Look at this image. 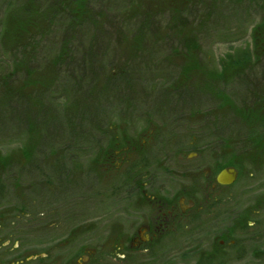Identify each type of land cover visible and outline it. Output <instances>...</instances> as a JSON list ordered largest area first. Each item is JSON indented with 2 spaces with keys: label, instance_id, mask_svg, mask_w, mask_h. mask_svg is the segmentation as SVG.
<instances>
[{
  "label": "rangeland",
  "instance_id": "374dc122",
  "mask_svg": "<svg viewBox=\"0 0 264 264\" xmlns=\"http://www.w3.org/2000/svg\"><path fill=\"white\" fill-rule=\"evenodd\" d=\"M23 1L0 0V154L16 163L0 169L24 170V158L29 153L85 155L93 131L95 142L102 146L106 144V136L101 131H109L108 147L117 148L119 145L115 144L125 137H135L139 122H146L147 113L161 106L165 97L163 88L165 91L172 82L175 88L180 87L177 82L187 73L191 91L188 93L186 86L181 95L175 93L169 98L166 93L165 108L175 112V118L170 114L165 119L183 122L178 117L182 107L185 111L190 109L194 120L184 121L190 127L189 137L198 134L194 124L200 118L205 130L199 138L207 142L219 139L222 165H235L238 177L223 188L216 209H195L185 225L175 228L174 235L158 240L141 253L130 247L135 241L126 242L125 251L120 248L118 235L125 203L119 200L116 190L119 174L114 172L110 176L111 185L104 195L92 194L81 178V188L75 191L73 203L69 200L62 205L37 204L23 213L9 208L4 213L5 223L0 226V264H264V44L261 45L264 11L260 7L264 0H91L90 10L98 12L94 17L96 25L105 26L108 40L102 51L96 50L101 56L99 64L91 66L89 73L93 69L96 76H102L107 94L97 90L100 77L91 81L86 74L72 72L73 79L67 75L70 62L75 63L78 58L84 62L83 52L90 46L88 40L93 32L89 24L75 32L66 27L72 18L66 24L58 17L54 24L53 19L40 20L44 26L48 25L46 32L54 28L38 43L41 33L33 29L36 20L30 19L31 26L27 27L30 28L22 31L21 46L16 44L20 42L18 38V41L12 38V32L23 25L14 21L4 38L8 9L22 7ZM36 6L43 11L60 9L58 0L37 1ZM138 14L141 17L136 20ZM140 24L145 32L154 34L152 43L148 47L142 45L135 53L131 49L136 44L135 36L123 31ZM170 28H177L180 33ZM63 37L69 40L68 45L62 42ZM28 43L32 47L27 48ZM112 43L117 44L108 55L107 47ZM3 44L15 49V54L12 53L15 58H9ZM64 48L68 52L59 58ZM195 48L196 58L189 60L192 65L189 66L187 58ZM30 51L22 71L23 58ZM129 53L136 58H128ZM227 59L236 60L237 69H232L234 74L222 81L220 74ZM194 65L199 68L198 73L192 70ZM157 76L161 77L159 81ZM39 79H42L40 86H33L32 81ZM123 84L125 93L118 90ZM192 85H196L194 92ZM16 91H28L29 98L39 107L27 121L22 119L24 106L19 99L14 97L9 102L6 99L8 92ZM68 92L70 101L64 98ZM143 93L145 106L140 100ZM42 102L44 106L40 107ZM10 109L17 113L15 117ZM106 120L113 122L109 129L104 124ZM70 125L71 129L67 127ZM202 173L164 174L158 181L177 192L203 185ZM64 195L70 199L71 193ZM204 197L203 191H196L197 199L203 201ZM126 201L129 207L136 203L135 199ZM8 207L2 202L0 213ZM72 217L77 224L73 230L79 237L75 250L69 252L67 232Z\"/></svg>",
  "mask_w": 264,
  "mask_h": 264
},
{
  "label": "flooded vegetation",
  "instance_id": "af4514ba",
  "mask_svg": "<svg viewBox=\"0 0 264 264\" xmlns=\"http://www.w3.org/2000/svg\"><path fill=\"white\" fill-rule=\"evenodd\" d=\"M189 66H191L190 63ZM193 71L198 73L199 68L194 65ZM94 73L92 69L88 79L94 81L95 77H100L97 90L107 94L104 79ZM160 79L161 77L157 76L156 80L159 81ZM101 82L103 85H100ZM189 83L190 75L185 73L177 82L180 87L175 88V82H172L167 85L165 91L163 88L165 97H162V102L160 101L161 106H157V111L147 113V123L139 122L140 127L137 129L135 137H125L121 143L115 144L119 145L115 146L117 147L115 149L108 147L111 140V138L110 140L107 138L109 131H101L104 137L106 136V144L104 143L103 146L95 142L96 133L93 131V138L88 145L89 152L85 155L61 154L59 152L49 155L29 153L24 158V170L0 169V204L3 202L9 206L5 212L0 213L2 215L0 226L5 223L4 213L10 209L15 213L17 211L23 213V210L34 209L37 204L54 206L65 204L69 200L71 203L75 202L74 193L81 188V178L83 182L87 183V189L92 194L104 195L109 191L111 184L108 183V179L114 172L119 174L116 185L119 200L123 199L125 203L122 212L124 220L121 225V233L118 235L120 248L124 251L127 249L125 243H133V241H135V245L132 244L130 247L135 248V253L149 250L158 240L167 239L174 235L175 228L185 225V222L195 214V209L200 210L204 207L209 211L216 209L223 188L232 184L219 183L217 175L226 167L234 166L236 169L237 167L233 164L222 165L219 139L207 142L205 139L199 138L205 130L200 118L195 119L194 124L198 129V134L194 138L189 137L190 127L184 121L194 120L191 118L190 109L187 108L185 111V107H182V113L178 117L182 121L184 119L183 122L172 123L165 119L171 117L170 114L175 118V112L170 111V108H165L166 98L174 97L175 93L181 95L186 86L189 93ZM192 86L194 92L196 85ZM141 91L143 92V90ZM144 97L145 94L143 93L140 97L142 106L146 105ZM143 113H146L144 109ZM181 115H183L182 118ZM194 117H197L196 114ZM157 119H160V122L156 123ZM112 123L111 120L104 121L108 129ZM105 125L104 129L106 128ZM92 129L95 130L94 126ZM76 141L77 139H74L73 142L76 143ZM8 158L0 159V168H4L5 165H16L14 159ZM186 171L193 172V174L203 172L204 184L182 188V191L175 192L168 190V185L158 181L160 175L173 176L176 172L183 174ZM198 190L205 193L203 201L196 198V191ZM69 192L71 193L70 199L65 195L63 196L64 193ZM127 198L135 199L134 207L127 206ZM70 220L67 237H70L68 240L71 243L69 252H72L76 248L79 235L73 230V227L77 225L74 223L75 219L72 217ZM91 235L93 233L84 237L88 238ZM83 254L85 255V253ZM43 256H48V253H43ZM70 264L78 263L72 262Z\"/></svg>",
  "mask_w": 264,
  "mask_h": 264
},
{
  "label": "trees",
  "instance_id": "16d2710c",
  "mask_svg": "<svg viewBox=\"0 0 264 264\" xmlns=\"http://www.w3.org/2000/svg\"><path fill=\"white\" fill-rule=\"evenodd\" d=\"M37 1H41V0H24L23 2H25V5H23L22 7H20V8L14 7L12 9L11 8L8 9L7 17H6V28L4 30L5 33L3 35L4 38L8 37V34L10 33V31L12 29V23L14 21L23 25L21 29L12 32V38L16 41L19 40L20 42H16V44H20L21 46L23 45V41H21L22 40V33L27 31L30 28V27L27 28L28 26H31L30 22H29L30 19L36 20L35 21L36 24H34L33 29L36 31H39V33H41L40 38H39L40 40L38 41V43L40 41L42 42L45 39V37L49 34L50 30H52L54 28V27H51L49 32H46V27L48 25L44 26L40 22V20L48 19L50 21L51 19H53L52 23L54 24V22H56V23L58 22L56 20L58 17V19L60 20V22L62 24H66L72 18L70 23L66 27H68L70 30H72V29L75 30V32H79L81 30V26L89 24V26H91V28H93V32H92V34L88 40L90 46H88V47L86 46L85 47L86 49L83 52L84 53L83 55L85 57H83L82 59L84 62H82V60L79 61V58H78V60H76L75 63L70 62L68 64L70 69L68 70V73H67V75H69V74L72 75V79L75 76L72 72H75V73L79 74L80 76H82L84 74L89 75L90 74L89 73L90 67L93 66L94 64H99L98 60L101 57L100 54L96 50L102 51V48L105 47L103 45V43H106L108 40V38H107L108 31L106 29H104L105 26L100 27L101 25H96L97 22H96V19L94 17H95V14L98 12L96 11V9H95V11L90 10L91 6H92L91 0H58L60 9H59V11H56V12L52 11V10L43 11L42 9H37V6H36ZM45 1H47V0H45ZM260 7L262 8V11H264V3L261 4ZM9 12H11V13L9 14ZM125 13L126 12H120L121 15H124ZM140 17H141L140 14L135 16L136 20L140 19ZM38 23H40V24H38ZM41 25H43V26H41ZM259 25H258V27H259ZM258 27L256 28V31H257ZM116 28H118V27H115V29ZM129 28L130 29H128V30H131V31L125 30L123 32L124 33L126 32L127 34L128 33L133 34L135 36L136 44H133V47L131 48L132 50L134 49L135 53L137 50L140 51L142 49V47H141L142 45L144 47V46H147L149 43H152L151 38H153V36H152L154 34L153 31L150 33L145 32V29H144V27H142V24L137 25L136 27H129ZM170 30L173 31L174 33H180L177 28H170ZM19 31H20V33L16 36L15 34H17ZM42 33H44L45 35L42 36ZM14 35L16 36L15 38H14ZM16 38H18V40ZM261 41H262L261 45H263L264 41L263 40H261ZM62 42L65 43L64 45H68L69 40L66 39V37H63ZM9 43L13 44L14 42H9ZM113 43L111 44L109 49L107 47V50H108L107 54L108 55H110L111 50L113 48H115V46L117 44L116 43L113 46ZM31 44L32 43H28L27 48L32 47ZM34 46L36 47V45H33V48H35ZM3 47H4L3 50L7 52V54L9 55V58L13 59L14 55L12 53L15 54V49L12 46H11L13 48L12 50H11V47H6V45H4ZM195 47H196V45H195ZM24 48H25V46H24ZM33 48L31 50H34ZM104 49L106 50V48H104ZM195 50H196V48L192 49V51L190 52V54L187 58L188 63H189V60L193 61V58H196ZM31 52L32 51H30L29 54L26 55L25 58H23L24 63L21 64L22 71H24V68H26L25 66L27 65V59L29 58V55ZM67 52L68 51L65 48L62 49V51L60 52L59 58H63L62 56L66 55ZM22 56H24V51H23ZM135 56L136 55L134 53L128 54V58H130V59H133L132 57L136 58ZM14 58H15V56H14ZM64 59L66 60V58H64ZM227 60H228L227 63H223L225 71L223 70V73L220 74V75H223L219 79L222 81H225L229 75L230 76L233 75L234 74L233 70L237 69V66L235 67V65L237 63L236 60H230V59H227ZM29 64H30V62H29ZM127 71H130V68H128ZM93 72H95V71L93 70ZM130 72H132V71H130ZM41 81H42V79H39L38 81H32V82H35V83H33V86L39 87L41 84ZM43 83H46V81H44ZM118 90H121L120 92L125 93L126 92L125 84L121 85ZM132 91H133V89H132ZM190 91H191V89H190ZM16 92L15 93L8 92L6 99L8 100V102L14 100V97L19 99L18 101L21 102L24 106V112L22 113V119H24V121L25 120L27 121V120H29L30 115L33 114L37 110V108H39V107L37 106V104H35V102L32 98H29V95H31V94H29V93L27 94L28 91L25 93H22L19 91H16ZM207 93L208 92H206V94ZM64 98H66L69 101L71 100L69 92L64 96ZM40 104H41L40 107L44 106L43 102ZM9 112L14 113V114H12V117H15V115H17V113L13 112L11 109L9 110ZM245 116L246 115L244 114V119H245ZM248 117L251 121L253 120L249 112H248ZM248 117H246L247 120H249ZM258 121H259V119H258ZM256 123L259 125V122H256ZM67 127L71 129V125H70V127L69 126H67ZM27 153H28V150H27ZM7 157H4L2 154H0V159H6Z\"/></svg>",
  "mask_w": 264,
  "mask_h": 264
},
{
  "label": "water",
  "instance_id": "95a60500",
  "mask_svg": "<svg viewBox=\"0 0 264 264\" xmlns=\"http://www.w3.org/2000/svg\"><path fill=\"white\" fill-rule=\"evenodd\" d=\"M238 170L234 166L226 167L222 169L218 175L217 180L222 184H231L236 181Z\"/></svg>",
  "mask_w": 264,
  "mask_h": 264
}]
</instances>
